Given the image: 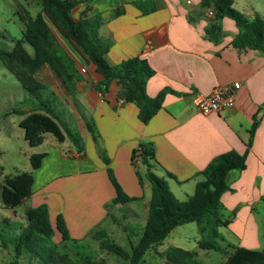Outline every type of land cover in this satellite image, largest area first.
<instances>
[{
	"label": "crops",
	"instance_id": "crops-1",
	"mask_svg": "<svg viewBox=\"0 0 264 264\" xmlns=\"http://www.w3.org/2000/svg\"><path fill=\"white\" fill-rule=\"evenodd\" d=\"M202 2L92 0L73 10L75 20L101 17L103 24L99 33L111 45L106 56L111 65L141 56L155 70L147 83V94L156 97L164 89L171 91L148 124L139 119L136 104L117 98L116 81L104 96L96 91L95 83L101 77L95 66L65 38L60 26L44 14L61 46L75 60L82 81L72 97L50 66L41 67L35 77L50 88L53 107L68 127L82 136L85 151L78 152L69 140L58 143L50 134L45 135L43 143L36 148L25 140L29 146L25 149L29 160L25 172L33 173V195L23 203L27 204L24 212H19L18 207L6 208L1 200L0 176V236L3 228L22 222L21 213L26 215L29 209L47 204L52 226L56 227L57 217L62 215L73 239L83 241L97 230L111 237L112 228H106L107 221L116 224L118 218L112 210H121L124 205H111L116 192L108 177V166L86 128L84 117H87L96 125L117 181L128 196L139 198L128 203L130 215L134 219L143 217L145 224L152 188L145 178L143 185L139 182L137 170L144 175L145 168L132 163L133 152L140 143L154 145L160 165L155 172L166 179L180 201L193 195L202 180L197 174L216 156L231 150L240 154L248 151L245 170L231 173V189L221 199L224 215L226 213L230 221L224 227L229 235L221 232L225 239L222 243L264 251L261 226L264 223V50L237 48L234 40L240 29L227 17L221 21L220 40H209L206 28L212 17L208 12L215 14L216 9L214 5L203 7ZM234 7L250 19L256 15L264 19V0H235ZM117 11L120 13L115 14ZM1 71L4 75L8 72L6 68ZM237 82L241 88L236 92L233 110L209 115L197 111L193 103L196 95H207L217 86ZM20 109L29 111L31 108ZM255 117L259 125L248 150ZM33 154L46 155L35 171L30 163ZM166 171L175 178L166 177ZM139 205L143 207L144 216L139 212ZM2 234L6 237L7 232ZM5 252L0 241V261Z\"/></svg>",
	"mask_w": 264,
	"mask_h": 264
},
{
	"label": "trees",
	"instance_id": "trees-1",
	"mask_svg": "<svg viewBox=\"0 0 264 264\" xmlns=\"http://www.w3.org/2000/svg\"><path fill=\"white\" fill-rule=\"evenodd\" d=\"M91 1L39 0L42 10L35 17H32L26 9L20 8L18 14L25 25L22 38L13 39L14 47L11 51L0 52V60L4 67L28 94L24 106H30L31 109L29 111L18 109L12 112L24 116L20 127L25 132V140L32 148L41 145L45 135L50 134L58 143L69 140L78 152L85 151L82 136L69 128L58 110L53 107L51 101L53 94L49 93L50 88L35 77L41 67L50 66L63 80L72 97L77 94L78 84L82 81L75 60L61 46L44 14L49 15L60 26L65 38L71 40L95 66L97 74L101 77L95 83L96 91L104 96L108 93L111 84L116 81L119 85L117 98L125 103L136 104L139 108V119L144 124H148L157 115L163 107L165 96L171 92L164 89L156 97L147 94V83L155 75V70L141 56L125 59L117 65L108 62L106 56L111 45L99 33L103 24L101 17L95 15L82 20H75L73 17L75 8L80 4H89ZM234 2L235 0H203V7L214 5L216 9L214 17L206 28L207 38L213 42L220 40L221 21L227 17L234 20L240 29L234 40L237 48L264 50V19L259 15L253 19L246 17L234 7ZM119 13L120 11H117L115 14ZM0 37H3L1 33ZM26 44L33 48L34 55L26 50ZM84 121L101 159L108 166V177L116 192L111 205H125L139 200L125 193L109 167L110 160L101 146L100 134L94 121L87 117H84ZM258 125L259 121L255 117L250 130L248 150ZM137 152L140 153V164L145 168L144 175L137 170L139 182L143 185L145 178L152 188L143 234L130 255L107 233L97 230L91 233V237L99 242L101 250L113 253L129 264H141L145 254L151 248L160 245L175 228L197 223L201 234L198 243L200 249L231 252L226 264H264V251H251L233 244H227L224 248L221 242L225 239L219 231L230 223L228 219H224L225 207L221 200L222 196L231 189L229 176L233 172L245 170L248 151L240 154L231 150L216 156L203 171L197 174L202 180L197 183L193 195L184 201L178 200L166 179L156 174L155 168L160 165L154 145L150 142L139 144L132 155L134 166ZM45 156V154H33L30 157L32 171L41 167ZM2 172L3 168L0 167V176ZM166 177L175 178L167 171ZM33 185L32 172H17L15 175L5 176L1 191L3 205L8 209L21 206L33 195ZM26 221V226L19 234L9 237L15 253L10 264H21L24 255L30 260L38 261L39 264H106L103 260L95 261L90 256H85L80 263H76L68 254H61L55 244H51L56 233L60 235L64 244L72 243L78 246L81 240L71 237L62 215H58L56 227L52 226L47 204L29 209L26 212ZM2 233L0 238L4 244ZM164 256L165 264H201L196 260L197 252L178 247L169 248Z\"/></svg>",
	"mask_w": 264,
	"mask_h": 264
},
{
	"label": "rangeland",
	"instance_id": "rangeland-1",
	"mask_svg": "<svg viewBox=\"0 0 264 264\" xmlns=\"http://www.w3.org/2000/svg\"><path fill=\"white\" fill-rule=\"evenodd\" d=\"M20 8L26 9L32 17H35L42 10L39 0H0V33L6 35L5 38H0V52L11 51L14 47L13 39L22 38L25 25L18 14ZM25 47L30 54H33L34 50L29 44H26ZM2 69L5 70L0 60V167L3 168V181L5 176L13 175L18 170L25 172V168H28L29 160L25 154V149H28L29 146L25 142L24 130L20 127L23 117L12 112V110L24 107V100L28 94L11 73L6 72L4 75L3 71H1ZM22 146L24 149H22ZM26 205L19 206L18 211L24 212ZM129 207V204H125L121 210H112L114 216L118 218L117 223L114 224L107 221L106 228H109V226L112 228L111 239L132 255L133 248L138 244L143 234L145 219L143 217L134 219L130 215ZM142 208V205H139V212L144 216ZM225 216H227L226 213L224 219H227ZM19 217L22 222H19L17 226L3 228L5 233L7 232V238L3 235L4 244L1 238L0 241L6 252L3 253L0 264H10L14 258V247L10 241L7 240L6 242V239L13 237L16 233L19 234L26 226V215L21 213ZM261 226H263L264 232V223ZM219 231L224 236L229 235V232H226L224 227L220 228ZM200 240L201 234L197 223L179 226L160 245L156 248H151L145 254L141 264H165L164 255L171 247L197 252L196 260L201 264H226L229 253L202 250L198 246ZM51 244H55L61 254H68L76 263H80L85 256H90L95 261L103 260L106 264H129L128 261L113 253L101 250L99 242L95 241L91 236L88 239L81 240L79 245H82V247L72 243H62L58 234L54 237ZM221 245L224 248L227 246V244L222 242ZM21 264L39 263L36 260H30L24 255L21 259Z\"/></svg>",
	"mask_w": 264,
	"mask_h": 264
},
{
	"label": "built area",
	"instance_id": "built-area-1",
	"mask_svg": "<svg viewBox=\"0 0 264 264\" xmlns=\"http://www.w3.org/2000/svg\"><path fill=\"white\" fill-rule=\"evenodd\" d=\"M210 17H214V12H208ZM241 88L239 82L233 85H220L215 87L209 94H199L194 97L193 103L199 113L209 115L212 113H222L231 111L236 106V92ZM141 163L140 153L137 152L134 159L135 166Z\"/></svg>",
	"mask_w": 264,
	"mask_h": 264
}]
</instances>
